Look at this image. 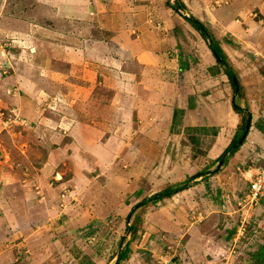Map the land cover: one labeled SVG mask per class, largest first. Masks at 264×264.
<instances>
[{"label": "rangeland", "instance_id": "rangeland-1", "mask_svg": "<svg viewBox=\"0 0 264 264\" xmlns=\"http://www.w3.org/2000/svg\"><path fill=\"white\" fill-rule=\"evenodd\" d=\"M202 1L180 0L183 13L166 12V0L144 1L159 35L168 28L158 21L164 14L180 33L168 42L158 91L147 89L158 97L137 102L132 89L121 90L126 65L109 53H116L105 27L109 13L132 12L121 2L0 0V264L260 260L264 203L248 194L264 168V4L252 21L238 19L249 33L234 38L214 27L225 22L214 18L219 0ZM185 16L200 19L208 38ZM211 34L227 65L212 54ZM168 91L171 96L163 95ZM234 101L244 111H236ZM121 104L128 114L117 113ZM250 117L245 142L222 162ZM79 128L93 133V142L78 137L96 144L98 153L88 156L79 146ZM57 148L59 158L50 154ZM71 170L84 186L65 183L57 191L55 181L75 176ZM177 186L163 200H151ZM64 191L74 199L59 200ZM120 252L127 258L118 261Z\"/></svg>", "mask_w": 264, "mask_h": 264}, {"label": "crops", "instance_id": "crops-1", "mask_svg": "<svg viewBox=\"0 0 264 264\" xmlns=\"http://www.w3.org/2000/svg\"><path fill=\"white\" fill-rule=\"evenodd\" d=\"M80 1H84V0H80ZM94 1H97L101 6L103 4H106L105 2H107L109 5H112L114 2L119 1L122 4V6L120 7L129 9L132 11L129 13L123 12L121 16L111 15V12L109 13L111 17H108V19L111 20L110 21L111 25L110 26L106 25L105 27L111 28L112 35H111L109 44L111 46L110 47L111 49L112 47L115 49V52L117 53V55L116 53L114 54V50H111V52L109 53H111V56L113 55L112 58L114 60H118V61L120 60L119 63L120 62L123 63L119 65H121L122 67L126 65L127 67L126 71L124 70V68L121 69V71L123 72V82L121 84L124 85V83H126V86H127L126 88H121L122 91H124L127 88L132 89L133 93L136 94V98L134 99H137V102H140V101L142 102L143 98L146 101L150 97L156 96L155 94H151L150 92H148L147 89L151 88V89H155V91H158L157 86L159 85L156 84L155 80L156 78H158V75H159L158 73H161V72L164 73L165 69H163V64H165L164 62L168 58V53L169 54L171 53L170 51L171 44L168 42H172L173 40H170V39L178 35L180 33V30L178 32L177 26L174 25L172 19L170 20L165 19L164 18L165 14H164V16L162 15L163 20L158 19V21L161 22V23L159 22V24L164 23V27H168V28H163L162 30L166 32L161 33L162 36H167L168 38L162 37L161 35H159L160 28H158L157 25H154V23H152L153 22L152 19H149L148 14L150 12L146 11L147 7H146V2H144L145 0H130L129 2L130 4H126V5L123 3L122 0H94ZM242 1L240 0H219L220 4H218L217 6L215 5L218 14L217 16L214 15V18L217 19V21L224 20L225 22L218 23L217 25L214 24L215 29L217 28L218 31L219 30L223 31L224 35L231 36V37L233 36L234 38H237V36L240 34L244 35V34L249 33V29L247 27H240L238 19H242V20L246 19L248 21L249 20L252 21L254 19L253 10L256 7L258 8L260 7L259 8L260 10L261 7H263L264 0H262L261 2L262 6L258 5L259 3L256 4L259 0H249V1L246 0V1H243V3ZM200 2L203 3L202 0H200ZM240 4L241 6H243V8L242 10L239 11L240 17H238L236 15L237 13L235 14V12H238L237 9ZM188 5L190 6V4ZM108 9H113V8L108 6ZM256 10L258 11V9ZM165 11L171 13V9L170 8L167 9V6L165 8ZM198 14H195V15L198 16ZM262 21L264 22V19H262ZM91 45L96 46V43L91 41ZM160 47H161V51L159 50ZM159 82H161V86H162L163 81L159 80ZM153 86H156V87L153 88ZM135 89L139 93H142V92L144 93L142 98L135 91ZM145 91H146V94H145ZM168 94H170V91H168L167 93L163 95H168ZM122 95L126 96V94H122V93L119 96H122ZM161 95H162V92L159 93V97H162ZM126 101H127V96H126ZM133 104L134 103L131 101V103L128 104V106H133ZM120 106L121 107H118L119 110L117 111V113L121 116L124 114H128L126 110V106L122 104ZM110 111L111 113H113L116 110L113 108ZM132 113L133 112H131V114ZM89 131L86 130L85 128L84 129L79 128V132L74 133L75 135L74 137H76L75 139L79 141V146L82 147L83 150L88 151L89 153L87 154L88 156L91 153H98L96 152V144L90 143L88 145V143L85 140L86 138L91 137L92 138L91 142L95 141L93 138V133ZM79 134L82 137L85 136L84 137L85 139L80 140L78 137ZM71 143H72L71 144L72 147L76 145L74 141ZM79 146L77 145V149L79 148V151H80L81 149ZM52 151H50V154L53 155V157L57 155H58V158L60 157V155L58 154L59 153L58 148L52 149ZM72 152H73V155L71 156L70 159L73 158V160L75 161L74 163H77L76 155L78 151L72 150ZM63 153L65 155L68 153V151L63 152ZM93 162L94 164L98 166H104L101 160L99 161L95 160V161H92L91 163ZM81 169H83V166L81 167ZM71 171L74 172L75 176L70 177V179L67 178L66 181L62 179L61 180L63 181L62 183H60L61 181H58V180L55 181L56 183L59 182L58 184L59 187L58 186L56 187L57 191L58 189L62 188V185H64L65 183H68L69 185H74L75 188L79 186L80 187L84 186L83 185L84 181L82 180H80V182L77 181V179H79L77 177V174H78L77 170L76 171L71 170ZM57 173L60 174L59 172ZM52 190L53 189L49 190L50 192L48 191L49 194L53 192ZM67 193L68 192L65 193L64 191L63 195L59 194V200L67 201L73 197V194H72V197H70L69 194L71 193L69 194ZM108 193H110L108 190H104L102 194L107 195ZM61 195H62V199H60ZM72 199H74V197Z\"/></svg>", "mask_w": 264, "mask_h": 264}, {"label": "trees", "instance_id": "trees-1", "mask_svg": "<svg viewBox=\"0 0 264 264\" xmlns=\"http://www.w3.org/2000/svg\"><path fill=\"white\" fill-rule=\"evenodd\" d=\"M166 3H167V6L170 8V9H172V10H175V11H177L174 7H173V4H172V2H170V1H166ZM182 6H184L185 7V5H184V3H182ZM178 12V11H177ZM189 22H190V25L197 31V32H199L200 34H201V36L205 39V38H208V29L206 28V26H205V24L200 20V19H196V18H194V19H196V20H192L191 18H186ZM177 31L179 32V29L177 28ZM211 37H212V39H213V43H212V45L213 46H211L210 45V49H211V51H212V54L214 55V57L216 58V61H217V63L218 64H220V65H227V58H226V56H225V54H224V52H223V50H222V48L220 47V44L213 38V36H212V34H211ZM215 51V52H214ZM226 74L229 76V78H230V80H231V82H232V86H233V89H234V91H236L237 90V86H239V82H238V84L237 85H235L234 84V81H233V77H232V75H231V72L229 71V70H227V72H226ZM237 81H238V79H237ZM233 107H234V109L236 110V111H238V112H242V110L244 111V109L242 108V107H240L237 103H236V101H234L233 102ZM177 111H175V118H176V116H177ZM249 115H250V112H249ZM252 127V126H251ZM260 129H264V127H259ZM246 130V125L244 126V130L243 131H240V132H238L235 136H234V138H233V140H232V142H231V144L227 147V149L223 152V154L221 155V158L220 159H222L223 158V156L226 154V152H228V150L243 136V134L245 133L244 131ZM250 131V130H249ZM245 142V140L243 141V143ZM243 143L241 144V146L243 145ZM241 146H239L237 149H235L232 153H231V155H234L239 149H240V147ZM264 166H262L261 168H263ZM199 174H197V176H198ZM182 188V187H181ZM249 188H251V186H249ZM176 189H179V187L177 186V187H174V188H170L169 190H168V192H166V191H164V192H161V193H159V194H156L153 198H151V200H155V201H160V200H163L165 197H166V195H170L171 193H173V191H177ZM182 190V189H181ZM260 201H262L263 203H264V194L262 195V196H260ZM143 203H139V204H137L135 207H134V209L132 210V211H135L137 208L136 207H140L141 205H142ZM128 230H130L131 229V226H128V228H127ZM260 256H259V261H257L256 262V264H264V254H259ZM127 253L125 252V253H123L122 254V258L121 259H126L127 258Z\"/></svg>", "mask_w": 264, "mask_h": 264}, {"label": "water", "instance_id": "water-1", "mask_svg": "<svg viewBox=\"0 0 264 264\" xmlns=\"http://www.w3.org/2000/svg\"><path fill=\"white\" fill-rule=\"evenodd\" d=\"M168 1H170V2H172V4H173V7L178 11V12H180V13H183L182 12V4H181V2H180V0L179 1H177V0H168ZM186 18H191L192 20H196V19H194V18H192V17H187V16H185ZM211 46H213L212 45V43L210 44ZM215 52V51H214ZM229 69V71L231 72V75H232V77H233V81H234V84L235 85H237L238 84V81H237V78H236V76H235V74L233 73V71L230 69V68H228ZM237 90H238V86H237ZM236 90V91H237ZM251 123H252V119H251V117L249 118V120H248V122H247V124H246V130H245V133L243 134V136L228 150V152L223 156V159H222V162L226 159V157L230 154V153H232L235 149H237L239 146H241V144L243 143V141L245 140V138H246V136L248 135V133H249V130H250V128H251ZM121 258H122V253L120 252V254H119V258H118V261L119 260H121Z\"/></svg>", "mask_w": 264, "mask_h": 264}, {"label": "built area", "instance_id": "built-area-1", "mask_svg": "<svg viewBox=\"0 0 264 264\" xmlns=\"http://www.w3.org/2000/svg\"><path fill=\"white\" fill-rule=\"evenodd\" d=\"M262 170V169H261ZM248 197L252 201H260V196L264 194V168L254 176V180L250 182Z\"/></svg>", "mask_w": 264, "mask_h": 264}, {"label": "clouds", "instance_id": "clouds-1", "mask_svg": "<svg viewBox=\"0 0 264 264\" xmlns=\"http://www.w3.org/2000/svg\"><path fill=\"white\" fill-rule=\"evenodd\" d=\"M182 4V3H181Z\"/></svg>", "mask_w": 264, "mask_h": 264}, {"label": "flooded vegetation", "instance_id": "flooded-vegetation-1", "mask_svg": "<svg viewBox=\"0 0 264 264\" xmlns=\"http://www.w3.org/2000/svg\"><path fill=\"white\" fill-rule=\"evenodd\" d=\"M167 1V0H166Z\"/></svg>", "mask_w": 264, "mask_h": 264}]
</instances>
